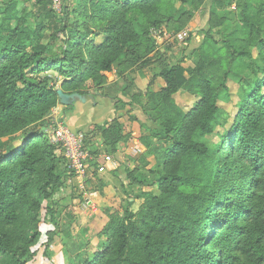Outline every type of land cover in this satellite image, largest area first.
I'll return each mask as SVG.
<instances>
[{
  "label": "trees",
  "instance_id": "16d2710c",
  "mask_svg": "<svg viewBox=\"0 0 264 264\" xmlns=\"http://www.w3.org/2000/svg\"><path fill=\"white\" fill-rule=\"evenodd\" d=\"M31 3L22 16L0 0V264H34L42 224L58 223L63 160L49 135L58 90L87 96L88 82L103 84L129 57L155 50L153 30L177 3L197 10L204 0H63L61 11L53 0ZM232 4L238 21L229 26ZM210 22L195 66L163 68V84L145 97L159 126L143 136L155 178L129 174L152 188L132 186L143 199L136 212L130 200L106 209L97 246L88 228L75 234L78 217L67 211L61 233L77 239L69 264H264V0H213ZM232 77L242 81L239 111L212 142ZM181 90L198 98L188 111L177 104ZM100 127L92 138L115 153L119 119Z\"/></svg>",
  "mask_w": 264,
  "mask_h": 264
},
{
  "label": "rangeland",
  "instance_id": "374dc122",
  "mask_svg": "<svg viewBox=\"0 0 264 264\" xmlns=\"http://www.w3.org/2000/svg\"><path fill=\"white\" fill-rule=\"evenodd\" d=\"M1 1L16 4L22 16L32 10V0ZM212 3L213 0H204L197 10L177 3L168 24L161 30H153L156 48L152 53L136 60L129 57L122 65L107 73L103 84L88 82L87 101H77L73 110L66 109L67 106L62 104L54 108L50 119L55 127L49 135L54 141V132L61 125L81 138L89 156L85 161L88 176L82 177L70 166L65 150L61 147L58 155L63 160L61 164L63 179L53 198L55 204L53 207L55 215L59 217V224L51 220L42 224V237L35 248L37 254L34 264H69L72 260L77 239L66 241L61 233L62 224L67 221L64 217L67 211H75L74 216L78 217L76 225L73 224L76 226H73L75 234H82L83 229L88 228V237L97 246V235L108 220L107 208H114L119 203H127L130 200L132 210L135 212L139 210L143 199L135 197L138 190H132V186L138 184L129 172L132 171L135 175L147 174L149 182L154 180V174L148 173L154 166L155 159L146 154L143 136L159 128L158 122L153 120L155 113L145 97L163 84L160 78L163 68L182 65L188 70L195 66V52L203 41V34L211 26ZM228 11L230 13L227 15L226 24L233 26L238 21L236 4H232ZM220 36L222 34L217 32V37ZM253 50L256 52L257 48L254 47ZM47 73L58 82V85L63 82L56 70H49ZM241 82L238 78L232 77L228 83L229 89L221 93L219 107L222 113L220 118H217L212 142H219L221 136L233 126L243 94ZM175 98L177 104L187 111L198 101L196 95L186 90L178 92ZM114 119H119L122 125L123 140L115 153H108L101 139L92 138V132ZM106 156L114 159L117 167H110ZM134 188L147 191L152 185Z\"/></svg>",
  "mask_w": 264,
  "mask_h": 264
},
{
  "label": "built area",
  "instance_id": "2783aa9c",
  "mask_svg": "<svg viewBox=\"0 0 264 264\" xmlns=\"http://www.w3.org/2000/svg\"><path fill=\"white\" fill-rule=\"evenodd\" d=\"M62 4L63 0H53V8L55 10L61 11ZM54 141L59 143L61 147L64 148L65 156L70 162V166H72L82 177L88 176V166L85 161L89 156H87L88 152L85 150L81 138L76 137L66 127L60 125L59 129H56L54 132ZM105 159L110 167L117 166L114 159L108 156H106Z\"/></svg>",
  "mask_w": 264,
  "mask_h": 264
},
{
  "label": "water",
  "instance_id": "95a60500",
  "mask_svg": "<svg viewBox=\"0 0 264 264\" xmlns=\"http://www.w3.org/2000/svg\"><path fill=\"white\" fill-rule=\"evenodd\" d=\"M58 95L60 98V104L64 106H73L77 101L86 102L87 96L81 95L79 93H65L63 90H58Z\"/></svg>",
  "mask_w": 264,
  "mask_h": 264
},
{
  "label": "crops",
  "instance_id": "0c3cea01",
  "mask_svg": "<svg viewBox=\"0 0 264 264\" xmlns=\"http://www.w3.org/2000/svg\"><path fill=\"white\" fill-rule=\"evenodd\" d=\"M117 167V166H116Z\"/></svg>",
  "mask_w": 264,
  "mask_h": 264
}]
</instances>
